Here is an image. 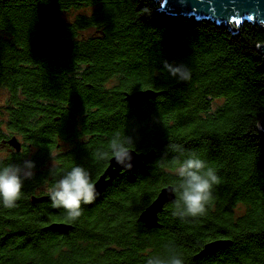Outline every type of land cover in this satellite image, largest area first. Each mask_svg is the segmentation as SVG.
Here are the masks:
<instances>
[{"label":"trees","instance_id":"trees-1","mask_svg":"<svg viewBox=\"0 0 264 264\" xmlns=\"http://www.w3.org/2000/svg\"><path fill=\"white\" fill-rule=\"evenodd\" d=\"M262 43L260 24L233 31L168 16L153 0H0V166L36 163L17 206L0 205V264H145L166 256L168 245L183 264H264ZM164 60L187 64L191 79L177 82ZM142 89L158 94L126 98ZM116 133L132 135L131 149H153L154 158L82 204L68 232L49 228L69 223L47 195L55 180L79 158L96 176L108 159L95 153ZM13 136L19 150L8 143ZM172 144L205 160L219 183L204 216L180 220L170 201L146 227L140 212L177 182ZM217 239L229 243L196 256Z\"/></svg>","mask_w":264,"mask_h":264},{"label":"clouds","instance_id":"clouds-1","mask_svg":"<svg viewBox=\"0 0 264 264\" xmlns=\"http://www.w3.org/2000/svg\"><path fill=\"white\" fill-rule=\"evenodd\" d=\"M162 70L177 82L191 79V70L184 63L174 64L164 60ZM134 144L135 138L132 135H125L122 139L120 133H116L109 143L108 150L97 151L95 158L98 160L111 158L117 165L131 169L133 152L130 146ZM169 150L177 154L174 157L173 169L177 182L170 186V192L175 194L172 215L180 220L204 216L212 199L213 187L219 183L215 169L195 153H186L182 145H169ZM35 168L36 163L30 158L0 166V205L3 208L12 209L17 206V201L22 196L24 182L35 176ZM49 171L52 173L53 169L50 167ZM47 195L51 206L62 208L67 221L73 223L82 215V204H92L99 193L89 171L81 165H75L59 175ZM166 249V256H149L145 264H183V257L175 247L168 245Z\"/></svg>","mask_w":264,"mask_h":264},{"label":"water","instance_id":"water-1","mask_svg":"<svg viewBox=\"0 0 264 264\" xmlns=\"http://www.w3.org/2000/svg\"><path fill=\"white\" fill-rule=\"evenodd\" d=\"M159 3V10L168 16L193 17L196 20H207L209 22L223 25L235 31L236 26L241 22L248 21L260 24L264 27V0H153ZM257 50L264 57V43L257 45ZM158 92L152 89L136 90L126 95L131 101H144L155 97ZM257 129L264 137V114L257 123ZM8 143L20 149V142L15 136L8 140ZM132 168L125 169L116 164L115 160L109 159V164L93 182L100 194L114 177L121 171H131L143 167L154 158L155 151L150 149L145 152H138L133 149ZM107 176V177H106ZM171 184L164 185L158 191L153 201L140 212L138 218L143 221L146 227L157 225V214L161 212L164 205L174 201L175 194L170 192ZM51 229L68 232L73 225L67 222H52L48 224ZM229 243L226 239H217L204 244L203 249L196 255L200 256L212 252L216 248Z\"/></svg>","mask_w":264,"mask_h":264},{"label":"rangeland","instance_id":"rangeland-1","mask_svg":"<svg viewBox=\"0 0 264 264\" xmlns=\"http://www.w3.org/2000/svg\"><path fill=\"white\" fill-rule=\"evenodd\" d=\"M91 7L85 9V8H82L80 10H73V11H70V12H65L63 13V16L66 17L67 19H72L73 17H75L76 15L78 14H88L90 11H91ZM5 98V94L4 93H0V103L3 102ZM219 100H215L214 102H218ZM3 150V147L1 146L0 147V156H4L5 155V151H2ZM47 166L50 167V164L47 163Z\"/></svg>","mask_w":264,"mask_h":264},{"label":"flooded vegetation","instance_id":"flooded-vegetation-1","mask_svg":"<svg viewBox=\"0 0 264 264\" xmlns=\"http://www.w3.org/2000/svg\"><path fill=\"white\" fill-rule=\"evenodd\" d=\"M66 144V143H65ZM67 145V144H66ZM71 151V149L69 148V150L66 152V154H68L69 152ZM138 152H143V151H138ZM110 159V158H109ZM109 159L107 160V163L105 164V166L96 174V176H94L95 175V173H94V175L93 176H90V178H91V180H92V182H95L98 178H99V176L100 175H102V173L104 172V170L106 169V167L108 166V164H109ZM79 160V162H74L72 165L73 166H75V165H81V166H83L84 168L86 167V164H85V162H84V160H82L81 158H79L78 159ZM75 163H77V164H75ZM85 165V166H84ZM90 165H96V161H95V159H94V157L93 156H91V162H90ZM146 166V165H145ZM145 166H143V167H145ZM90 171H91V166H90ZM120 172H124L123 170H121ZM119 172V173H120ZM118 173V174H119ZM117 174V175H118ZM116 175V176H117ZM115 176V177H116ZM107 177V176H106ZM115 177H114V179H115ZM112 182V181H111ZM110 182V183H111ZM109 186V185H108ZM107 186V187H108ZM102 193V192H101ZM100 193V194H101ZM99 194V195H100Z\"/></svg>","mask_w":264,"mask_h":264}]
</instances>
